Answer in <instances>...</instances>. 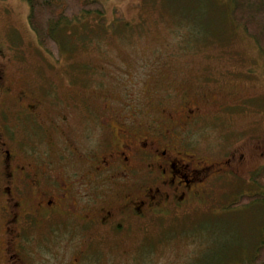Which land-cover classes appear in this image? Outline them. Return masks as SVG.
I'll return each mask as SVG.
<instances>
[{
  "label": "flooded vegetation",
  "instance_id": "af4514ba",
  "mask_svg": "<svg viewBox=\"0 0 264 264\" xmlns=\"http://www.w3.org/2000/svg\"><path fill=\"white\" fill-rule=\"evenodd\" d=\"M149 61L109 66L119 76L136 68L130 76L140 73L138 92V79L130 90L113 91L90 80L93 73L84 84L79 75L86 72L70 70L79 75L68 77L56 110L36 96L37 78L30 83L19 60L0 58V264H116V257L128 264L136 233L147 239L151 222L207 200L215 178L240 177L249 158H264V140L223 161L192 153L193 131L204 121L224 123L251 97L210 86L220 82L213 73L203 83L194 81L197 75L180 77L174 59ZM95 70L107 73L103 66ZM220 77L235 78V72ZM206 107L218 117L203 116ZM93 128L107 131L106 140L91 145L86 131L83 138ZM35 132L50 143V153L28 148Z\"/></svg>",
  "mask_w": 264,
  "mask_h": 264
},
{
  "label": "rangeland",
  "instance_id": "374dc122",
  "mask_svg": "<svg viewBox=\"0 0 264 264\" xmlns=\"http://www.w3.org/2000/svg\"><path fill=\"white\" fill-rule=\"evenodd\" d=\"M96 1L104 6V16L85 15L73 25L58 27L61 39L62 33L67 38L62 39L63 51L57 61L40 48L31 33L27 2L0 0V41L12 44L8 52L13 57L17 53L23 56L25 62H19L21 66L36 70V96L45 108L62 109L60 101L67 95L65 85L70 70L80 68L86 75L93 73L90 80L99 81L113 91L125 86L130 90L131 83L138 79L139 88L135 89L138 92L143 91L140 73L135 78L130 76L136 68L132 72L129 66L130 74L119 76L116 69L109 66L116 63L121 66V61L141 65L151 64L149 60L153 59H174L182 72L180 77L197 75L194 81L202 78L203 83V77L213 73L220 82L213 81L210 86L217 85L220 92L251 97L246 109L227 117L224 123L204 125V121L202 127L193 131V141L187 146L192 153L211 161H223L229 159L235 149L246 146L248 150L264 140V54L243 30L231 23L229 0ZM100 66L107 73H97L95 67ZM225 71L235 72V78H221L220 74ZM52 83L57 89L48 91ZM95 85L89 84L90 87ZM52 101L58 105L51 104ZM218 113L206 107L202 115L215 119ZM80 129L83 130V126ZM85 131L91 145L106 140L108 135L105 130L93 128L84 130L83 138ZM35 134L38 137H31L32 146L28 148L34 154L50 153L47 148L50 143H46L40 132ZM260 166H264V158L257 162L249 158L240 167V177L226 174L215 178L207 200L178 211L166 221L151 222L147 239L136 233L135 254L128 264H248L247 253L260 237L258 232L264 225V210L260 208L262 205L240 210L225 209V206L239 194L261 191L259 187L255 189L256 185L249 178ZM116 251L123 249L117 246ZM116 264L126 262L116 257Z\"/></svg>",
  "mask_w": 264,
  "mask_h": 264
},
{
  "label": "trees",
  "instance_id": "16d2710c",
  "mask_svg": "<svg viewBox=\"0 0 264 264\" xmlns=\"http://www.w3.org/2000/svg\"><path fill=\"white\" fill-rule=\"evenodd\" d=\"M29 6L28 24L31 33L36 37L40 48L49 56L59 61L62 53V42L67 38L62 33V39L58 33V27L64 24L73 25L81 20L85 15L99 16L105 15L104 6L96 0H24ZM231 4V23L240 30H243L245 35L250 40L254 41L258 49L264 54V0H229ZM208 11L209 8H208ZM103 21H105L103 19ZM105 24L104 22L102 25ZM0 56L1 59L6 58L15 62H25L23 56L19 53L14 58L9 54L8 50L12 44L5 42ZM39 48V50H40ZM21 50V49H19ZM25 51V50H23ZM41 51V50H40ZM167 68V72H168ZM76 71V70H74ZM20 72L23 76L28 78V81L36 78V70L21 67ZM73 72V71H72ZM29 73V74H28ZM72 77L79 74L69 73ZM79 78L85 83L88 82V74L81 72ZM34 82V81H32ZM36 82V80H35ZM145 104V102H144ZM144 104H141L144 106ZM261 139V138H260ZM259 140V139H258ZM261 167V166H260ZM251 182L256 185L261 191H255L253 194H239L230 205L225 206V209L240 210L249 209L255 205L260 206L264 210V166L252 172L249 177ZM239 213V212H238ZM264 220V214H263ZM255 244L251 250L248 251L247 256L250 257L248 264H264V225L259 229ZM261 239V240H260Z\"/></svg>",
  "mask_w": 264,
  "mask_h": 264
}]
</instances>
